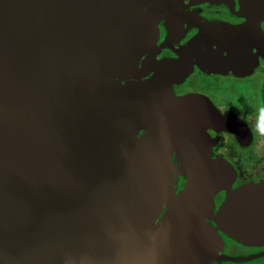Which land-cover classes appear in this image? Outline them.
I'll return each mask as SVG.
<instances>
[{
	"label": "water",
	"instance_id": "1",
	"mask_svg": "<svg viewBox=\"0 0 264 264\" xmlns=\"http://www.w3.org/2000/svg\"><path fill=\"white\" fill-rule=\"evenodd\" d=\"M145 1L0 0V264H210L205 207L232 170L181 155L198 208L161 216L170 156L126 112ZM236 196L219 211L235 238Z\"/></svg>",
	"mask_w": 264,
	"mask_h": 264
},
{
	"label": "flooded vegetation",
	"instance_id": "2",
	"mask_svg": "<svg viewBox=\"0 0 264 264\" xmlns=\"http://www.w3.org/2000/svg\"><path fill=\"white\" fill-rule=\"evenodd\" d=\"M141 16L139 83L126 112L137 140L155 130L150 153L170 156L175 173L160 214L185 219L198 208L184 195L187 178L176 174L180 156L211 154L222 163L214 169L227 164L233 178L214 194L212 210L205 207L219 238L210 264H264V0H146ZM228 191L237 194V238L219 214Z\"/></svg>",
	"mask_w": 264,
	"mask_h": 264
}]
</instances>
